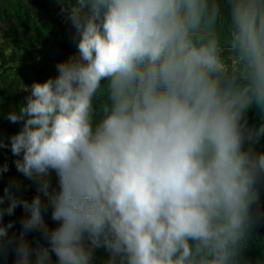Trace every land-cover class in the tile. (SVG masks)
Returning a JSON list of instances; mask_svg holds the SVG:
<instances>
[{
	"label": "clouds",
	"instance_id": "9594fccd",
	"mask_svg": "<svg viewBox=\"0 0 264 264\" xmlns=\"http://www.w3.org/2000/svg\"><path fill=\"white\" fill-rule=\"evenodd\" d=\"M57 2L75 51L0 138L36 191L0 195L4 264H264V0Z\"/></svg>",
	"mask_w": 264,
	"mask_h": 264
},
{
	"label": "trees",
	"instance_id": "16d2710c",
	"mask_svg": "<svg viewBox=\"0 0 264 264\" xmlns=\"http://www.w3.org/2000/svg\"><path fill=\"white\" fill-rule=\"evenodd\" d=\"M37 17L48 23L44 31L36 28ZM0 33L5 42L14 45L12 47L14 54L9 58L3 55V47L0 45V62L3 69L0 74V138H6L19 131V125L10 123L5 116L9 111L16 110L25 103V97L28 95L23 90L25 85L30 86L33 82H43L55 76L56 64L74 53L75 44L71 36V25L65 22L57 0H0ZM12 68L20 72L29 69L30 72L28 76L21 73V77L17 79L11 78L8 74L10 81H3ZM247 119L250 125L258 124L260 121L257 110L250 109ZM257 149L264 151V139H261ZM15 159L17 157L12 156L9 150L0 149V165L5 162L9 164L8 173L0 176V195L3 194V189L9 181L14 179L21 182V198L31 201L36 195L35 185L16 171L13 164ZM51 181L53 186H56L54 173ZM257 188L260 198L258 205H254V209L258 208L259 212L264 213V183H258ZM50 213L49 208L44 218L50 227H55L57 222L50 219ZM22 216L23 210L18 207L15 214L5 217L3 222L14 221L13 231H19ZM254 234L264 238V217L257 219ZM27 239L33 244L37 241L45 243L39 233H31ZM259 252L260 245L257 242L248 255L256 257ZM105 256L104 249H98L96 251L97 264ZM53 259H55L54 256ZM13 260L12 254L9 253L7 264H13ZM0 264H4L2 257H0Z\"/></svg>",
	"mask_w": 264,
	"mask_h": 264
},
{
	"label": "rangeland",
	"instance_id": "374dc122",
	"mask_svg": "<svg viewBox=\"0 0 264 264\" xmlns=\"http://www.w3.org/2000/svg\"><path fill=\"white\" fill-rule=\"evenodd\" d=\"M47 24L48 23H46V21H44L43 19H41L39 17L36 18L35 26H36V28L39 31H44L46 29ZM47 30H48V28H47ZM0 45L3 47V55L6 58H9L10 55L14 54L13 53V49H12V47L14 46L13 43H7V42H5V40H4L3 36L1 35V33H0ZM15 53L18 55V52L17 51ZM2 70L3 69L1 68V62H0V74H1ZM10 71L11 72H8L5 75V78H3V81H7V82L10 81L8 74L10 75L11 78L17 79V78H20L21 77V73H24L25 76H28V74L30 72L29 69H26L25 71H21L20 72L18 70H15V68H12V70H10ZM7 82H5V83H7ZM26 86L27 85H25V87Z\"/></svg>",
	"mask_w": 264,
	"mask_h": 264
}]
</instances>
